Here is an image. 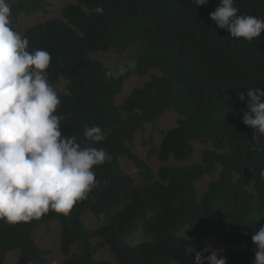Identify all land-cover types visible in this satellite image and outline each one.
<instances>
[{
  "label": "trees",
  "instance_id": "16d2710c",
  "mask_svg": "<svg viewBox=\"0 0 264 264\" xmlns=\"http://www.w3.org/2000/svg\"><path fill=\"white\" fill-rule=\"evenodd\" d=\"M45 0H9L14 28L19 14L30 16ZM66 5L60 18L26 28L28 51L46 50L51 62L46 78L54 85L66 81L58 94L62 136H75L82 147L103 148L111 160L94 166L99 181L87 198L68 216L50 211L40 219L9 225L0 221V264L17 251L18 264H46L47 250L32 239L39 224L59 225L61 264H194V250L211 254L217 246H251L228 253L226 264H253L256 246L252 235L264 226V136L242 122L247 101L238 99L252 88L264 91V31L251 42L232 38L210 18L220 0L198 6L195 0H76ZM103 8V14L92 11ZM238 15L264 20V0H234ZM131 42L138 50L118 78L91 54L120 52ZM134 65V67H132ZM151 75L119 104L114 96L130 76ZM261 102H264L262 97ZM181 118L163 133L149 154L165 162L191 158L193 143L210 142L216 151L203 150L201 161L185 167L161 166L158 179L132 149L134 134L145 123L155 126L167 110ZM100 127L106 135L95 143L86 128ZM119 158L137 167L142 184L126 175ZM220 170L198 196L195 182ZM89 212L103 222L89 230L81 220ZM187 229L189 237L180 233ZM142 231L144 240L124 239ZM98 237L107 245L114 263L96 260ZM75 246L76 252H71Z\"/></svg>",
  "mask_w": 264,
  "mask_h": 264
},
{
  "label": "clouds",
  "instance_id": "9594fccd",
  "mask_svg": "<svg viewBox=\"0 0 264 264\" xmlns=\"http://www.w3.org/2000/svg\"><path fill=\"white\" fill-rule=\"evenodd\" d=\"M195 2L200 6L208 0ZM92 11L103 14L100 6ZM237 13L234 0H220L209 16L232 38H259L264 20ZM10 15L9 0H0V221L15 225L50 211L68 216L99 183L93 167L110 161L111 155L103 148H82L74 135L62 136L54 114L60 99L46 78L51 55L42 49L28 51L29 40L14 30ZM125 70L106 75L118 78ZM246 96L238 97L249 109L242 122L264 136V91L255 87ZM84 135L95 143L106 139L98 126L86 128ZM251 239L256 246L253 264H264V226ZM205 251L194 250V264H226L216 251L208 256Z\"/></svg>",
  "mask_w": 264,
  "mask_h": 264
},
{
  "label": "rangeland",
  "instance_id": "374dc122",
  "mask_svg": "<svg viewBox=\"0 0 264 264\" xmlns=\"http://www.w3.org/2000/svg\"><path fill=\"white\" fill-rule=\"evenodd\" d=\"M66 5H74L77 8H81L76 3V0H45L41 4V8L33 13L30 16H24L19 14L16 18L14 30L19 32L21 35L24 30L30 26L41 24L46 20L60 18L62 10ZM138 50V43L131 42L125 50L116 52L114 50L91 54L90 57L98 61L103 67L107 69H120L131 63V57ZM151 75H159L157 70H151L147 75L139 76H130L124 80L123 90L121 93L114 96V102L119 104L124 97L129 95L131 91L135 88L142 87L146 82L149 81ZM57 94L65 93L66 81L62 78L59 79L57 83L52 85ZM181 118L173 110L165 111L160 118L156 121L155 126L150 123H145L142 126V129L134 134L132 149L136 156L142 159L152 170L154 174V179H158L157 171L161 166L167 167H185L192 163H199L201 161V152L203 150L216 151L213 148L210 142L202 144L199 142L193 143V154L190 159L186 161L177 162L169 158L167 161L162 162L158 160L155 155H150V147L153 145L157 147L161 142L163 133L172 129L176 126L177 121ZM119 164L122 171L131 177L135 184L140 185L143 181L140 178L137 167H135L128 159L119 158ZM220 170L219 166H215L211 174H204L195 182V189L200 196L204 193L208 187L210 181L214 180L217 177V174ZM81 220L84 222L85 226L89 230H95L100 227L103 222L97 221L93 215L89 212L82 214ZM59 225L56 221H50L46 224H39L34 227L32 230V239L38 248L41 250H47L49 254L46 257V264H61L65 257L60 254L59 251ZM181 236L188 238L189 233L187 229H184L181 233ZM144 240L142 231L129 236L124 239L125 243H139ZM94 246L99 245L97 248L94 258L96 260H104L111 263H114V258L112 254L108 251L107 245L104 244L100 238L95 237L92 240ZM252 244H247L243 246H233L227 245L219 247L214 242L210 244V251H216L218 253L217 258L225 257L228 253L242 249ZM71 252H76L75 246L72 247ZM18 252L11 251L6 254V263L7 264H18L17 262ZM169 264H177L176 262H170Z\"/></svg>",
  "mask_w": 264,
  "mask_h": 264
}]
</instances>
